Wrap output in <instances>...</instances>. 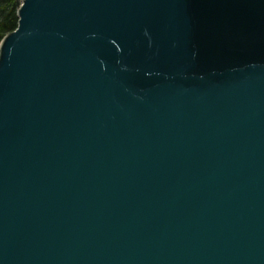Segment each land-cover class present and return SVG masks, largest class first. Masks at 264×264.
<instances>
[{
    "label": "water",
    "instance_id": "1",
    "mask_svg": "<svg viewBox=\"0 0 264 264\" xmlns=\"http://www.w3.org/2000/svg\"><path fill=\"white\" fill-rule=\"evenodd\" d=\"M17 6L0 264H264V0Z\"/></svg>",
    "mask_w": 264,
    "mask_h": 264
},
{
    "label": "trees",
    "instance_id": "2",
    "mask_svg": "<svg viewBox=\"0 0 264 264\" xmlns=\"http://www.w3.org/2000/svg\"><path fill=\"white\" fill-rule=\"evenodd\" d=\"M17 0H0V42L18 25Z\"/></svg>",
    "mask_w": 264,
    "mask_h": 264
}]
</instances>
